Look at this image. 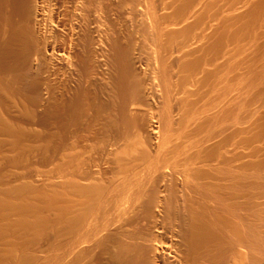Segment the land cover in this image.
Here are the masks:
<instances>
[{
    "label": "bare ground",
    "instance_id": "obj_1",
    "mask_svg": "<svg viewBox=\"0 0 264 264\" xmlns=\"http://www.w3.org/2000/svg\"><path fill=\"white\" fill-rule=\"evenodd\" d=\"M0 264H264V0H0Z\"/></svg>",
    "mask_w": 264,
    "mask_h": 264
}]
</instances>
